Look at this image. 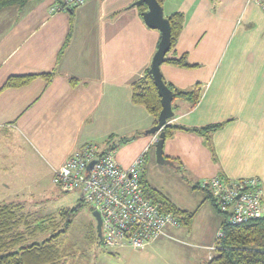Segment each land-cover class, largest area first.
Wrapping results in <instances>:
<instances>
[{
  "label": "crops",
  "instance_id": "crops-1",
  "mask_svg": "<svg viewBox=\"0 0 264 264\" xmlns=\"http://www.w3.org/2000/svg\"><path fill=\"white\" fill-rule=\"evenodd\" d=\"M136 1L88 0L51 13L55 0H28L0 9V201L26 202L18 198L27 186L44 197V180L74 149L87 143L103 149L111 137L122 168L142 156L148 185L194 213L188 227L166 226V236L136 251L164 264H205L221 217L197 188L200 180L256 177L264 209V14L247 0L161 4L165 17L183 15L168 57L184 55L194 65L163 63V81L180 90L199 84L200 98L194 107L175 101L167 123L182 130L165 139L163 155L173 166L160 173L166 184H155L146 170L156 162L157 135L146 133L153 120L132 104L131 83L150 68L160 32L145 25ZM48 73L46 83L40 75ZM28 75L36 77L4 87L10 77ZM218 124L209 136L198 133ZM120 138L127 140L118 144ZM126 248L135 250L112 252Z\"/></svg>",
  "mask_w": 264,
  "mask_h": 264
},
{
  "label": "built area",
  "instance_id": "built-area-1",
  "mask_svg": "<svg viewBox=\"0 0 264 264\" xmlns=\"http://www.w3.org/2000/svg\"><path fill=\"white\" fill-rule=\"evenodd\" d=\"M87 1L59 0L54 2L50 12H67ZM247 1L258 5L264 14V0ZM142 164L143 157L139 156L129 167L122 168L112 152L102 153L95 145L87 143L74 149L53 169L52 183L63 193L78 192L81 203L99 213L100 245L111 250L122 247L142 250L152 241L166 236V226H179L172 214L161 212L144 196L140 184ZM197 187L212 194L218 210L227 214L229 224H243L264 217L260 204L262 188L256 177L235 180L214 176L200 180ZM221 236L219 229L215 239Z\"/></svg>",
  "mask_w": 264,
  "mask_h": 264
},
{
  "label": "trees",
  "instance_id": "trees-1",
  "mask_svg": "<svg viewBox=\"0 0 264 264\" xmlns=\"http://www.w3.org/2000/svg\"><path fill=\"white\" fill-rule=\"evenodd\" d=\"M26 1L28 0H0V9L9 5H22ZM157 1L161 5L164 0ZM55 2H59V0H55ZM138 7L141 12L146 9L144 4H140ZM167 19L171 31V51L181 32L183 15L181 13H173ZM69 37L68 35L64 47L67 45ZM168 53L165 56L164 63L181 68L194 67V65H190L187 62L184 55L175 58L168 57ZM35 77V75L10 77L4 87L22 86ZM40 77L46 83H49L53 73L41 74ZM70 83L75 85L77 80L70 78ZM165 84L172 91V109L175 107V101L179 99L189 101L191 107L197 104L200 98L199 84L190 90H180L171 84ZM131 102L134 105L144 106L152 117L153 124H157L161 104L153 78L149 74V69L145 70L140 78L131 83ZM221 127L222 124L211 125L198 130V133L209 136ZM177 130L182 129L166 124L164 127L165 139L171 138ZM126 140V138H120L117 143L121 144ZM104 146L103 149H99L102 153L114 151L117 144L110 137ZM170 160L173 161V159ZM140 184L144 196L150 199L154 205H157L161 212L172 214L179 221V225L185 227L190 225L194 216L193 212L177 208L160 191L150 187L142 173L140 174ZM202 191L206 193V199L209 200L215 212L221 217L219 229L222 234L219 239H215L216 248L205 264H264V217L243 224H229L227 214L218 210L212 194L208 190ZM23 207L21 203L0 204V264H61L64 254L56 242L65 230L49 233V230L53 229L54 225L51 222L44 221V217L33 219V215L25 213ZM68 214L69 212H64L62 217L66 219ZM67 226L68 222L65 227ZM93 231L90 232V241L98 242L96 229L94 234ZM112 251L114 252V250Z\"/></svg>",
  "mask_w": 264,
  "mask_h": 264
},
{
  "label": "rangeland",
  "instance_id": "rangeland-1",
  "mask_svg": "<svg viewBox=\"0 0 264 264\" xmlns=\"http://www.w3.org/2000/svg\"><path fill=\"white\" fill-rule=\"evenodd\" d=\"M166 170L171 169L167 165L153 162V169L149 167L146 174L155 184H166L165 177L160 175ZM21 188H24V195L22 194L18 200L26 202L7 199L9 201H0V204H4L3 202L21 203L24 206V212L32 214L33 219L44 217V221L54 225L49 233L65 230L56 242L64 254L61 264H164L161 259L151 258V255L147 253L142 255L144 251L126 248L113 254L111 249L99 245L98 242H91L90 232L94 230V234L96 229V222L92 216L93 210L81 203L78 192L63 193L52 183V180H44V197L31 194L34 186ZM64 212H69L66 219L62 217ZM67 222L68 226L65 227ZM214 250H212L213 253Z\"/></svg>",
  "mask_w": 264,
  "mask_h": 264
},
{
  "label": "water",
  "instance_id": "water-1",
  "mask_svg": "<svg viewBox=\"0 0 264 264\" xmlns=\"http://www.w3.org/2000/svg\"><path fill=\"white\" fill-rule=\"evenodd\" d=\"M144 4L146 11L142 12V18L145 25L160 32V40L157 49L151 59L149 74L152 76L154 85L160 98L161 110L157 118V124L151 127L146 133L156 134L155 158L158 164L173 166V163L163 155V145L165 142L164 127L169 119L174 115L172 110V91L163 81L160 66L164 63L165 56L170 51V24L167 17L164 16L162 6L157 0H137L135 5ZM90 163L89 167L96 161ZM92 216L96 222L97 238H101V218L97 211H92Z\"/></svg>",
  "mask_w": 264,
  "mask_h": 264
}]
</instances>
